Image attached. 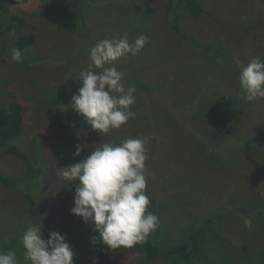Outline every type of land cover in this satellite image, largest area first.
I'll return each mask as SVG.
<instances>
[{
  "label": "rangeland",
  "instance_id": "rangeland-1",
  "mask_svg": "<svg viewBox=\"0 0 264 264\" xmlns=\"http://www.w3.org/2000/svg\"><path fill=\"white\" fill-rule=\"evenodd\" d=\"M196 1L203 10L198 20L182 9L167 12L168 0H0V105L20 104L22 133L11 144L41 168L37 182L21 158L0 148V174L14 182L12 187L0 183V240L5 245L18 238L10 248L18 264H29L20 237L33 225H41L45 240L53 231L64 235L73 264H178L164 256L146 262L137 253L109 249L92 224L70 213L78 181L64 178V168L104 143L145 137L148 211L159 219L146 240L161 252L196 241L200 264L263 259L264 98L246 100L239 74L253 58L264 59V0ZM12 16L24 22L19 33L7 30ZM174 19L185 39L176 34ZM32 34L34 44L21 50L20 63L13 62L17 37ZM123 34L130 43L148 37L136 56L106 65L124 73L125 87H135V118L98 133L71 105L81 86L78 73L92 63L91 47ZM207 46L212 51L206 52ZM142 83L148 90L139 88ZM55 95L59 102L48 105ZM231 97L236 114L225 123L194 108L203 103L205 112L208 105L219 110ZM179 110L186 121L172 117ZM198 134L207 136L206 154L195 144ZM29 190L33 209L24 197ZM75 229L80 232L71 237Z\"/></svg>",
  "mask_w": 264,
  "mask_h": 264
},
{
  "label": "clouds",
  "instance_id": "clouds-1",
  "mask_svg": "<svg viewBox=\"0 0 264 264\" xmlns=\"http://www.w3.org/2000/svg\"><path fill=\"white\" fill-rule=\"evenodd\" d=\"M140 35L130 43L127 34L103 39L89 50L92 62L88 70L78 73L81 86L73 95L71 105L79 116L98 133L107 134L135 118L131 106L135 103V87H125L124 73L114 65L121 58L136 56L147 43ZM11 58L20 63L22 53L11 49ZM93 66L99 71H93ZM244 98L254 101L264 98V61L253 58L239 74ZM145 138H128L120 144L104 143L84 160L74 163L62 176L77 182L74 207L70 213L94 226L100 242L109 249L132 248L143 243L158 227L159 219L148 211L150 198L146 194L148 159ZM77 145L75 156L81 154ZM93 244L96 238H91ZM24 259L29 264H73L74 252L65 236L49 233L45 240L41 225L30 226L20 237ZM0 264H18L15 252L0 251Z\"/></svg>",
  "mask_w": 264,
  "mask_h": 264
},
{
  "label": "trees",
  "instance_id": "trees-1",
  "mask_svg": "<svg viewBox=\"0 0 264 264\" xmlns=\"http://www.w3.org/2000/svg\"><path fill=\"white\" fill-rule=\"evenodd\" d=\"M83 1L85 3H88V0H83ZM174 8L182 9L184 12L187 13V15H189L194 20H198L202 16V13H203L202 7L196 0H168V3L166 4L167 12L171 10H173L174 12L175 11ZM142 9H143L142 6H136L137 11H141ZM152 12H153V9L150 6L145 8L146 14L149 15ZM11 21L12 22L7 25V30L10 32L19 33L21 25L24 24L23 20H21V18H19L18 16H12ZM174 21L175 23L173 27H174L176 34L178 35L179 38L185 39L186 36L180 32L179 27L176 24V19H174ZM255 24L256 22H254V25ZM249 31L250 30L246 29V32H249ZM34 42H35V36L33 34L28 37L18 36L16 39L15 47L21 51L25 47L29 45H33ZM196 43L200 44V42H196ZM204 49L206 52H210L211 50L209 46L204 47ZM218 52H221V51L217 49L215 54L212 57L213 59L217 57V54H219ZM139 88L148 90V88L146 87L144 83L139 84ZM58 97L59 96H56V95L53 96L49 100L48 105L57 104L59 102ZM175 104L179 106L181 102L177 101ZM235 106H236V99L235 98L233 99V97H231V99H229L219 110L212 109L208 105L206 107L207 111L205 112L204 110H202V108H204L203 103L201 105H196V107L194 108H196L197 111L201 114L204 112L205 116L215 119L218 123L219 122L225 123L235 117V114H236V111H235L236 109L234 108ZM168 113L170 112L168 111ZM172 117H177L178 119L184 122L187 120L188 116L183 111L179 110V111L173 112ZM22 119H23L22 118V108L19 103L11 102L7 107L0 105V148L4 149V151L7 154L21 158L24 161V163H26V166L28 170L31 172V174L37 177L36 181L39 182L38 180H39V176L41 173V168L35 169L34 164L30 163L26 155L21 153L15 146L11 144V142L14 141L16 138H18L20 134L22 133V127H21ZM59 127L63 129L66 128V126L64 125H59ZM210 134L211 133L209 131L207 135H210ZM198 135H199L198 141L195 144L198 148L201 149V151L204 154H206L208 153V148L203 147L204 146L203 142L204 140L205 141L207 140V136H205L204 134H198ZM151 137L152 135L150 136V138ZM0 183L7 187L14 186V182L10 178L4 177L1 174H0ZM24 197L28 201L27 207L33 209L34 199H33L32 190H29V192H26V193L24 192ZM77 232H80V230L78 229L73 230L71 237L77 236V234H79ZM197 233L201 234L203 233V231L201 229H198ZM4 241L5 240L3 238L0 240V246H1L0 251H4V252L12 251L10 248H12V246L17 243L18 238H10L6 242L7 244L5 245H4ZM154 243L155 242H152L150 240H145L143 243L137 244L132 248H121V249H115V250L137 253L141 255L146 262H151L158 257L164 256L166 258L174 260L178 264H200L198 263V260H196L197 259L196 254L200 251L198 247V242L196 241H192L190 244L179 243L177 245H172L166 249V252H161L157 244H154ZM258 264H264V252H263V259L260 260Z\"/></svg>",
  "mask_w": 264,
  "mask_h": 264
}]
</instances>
